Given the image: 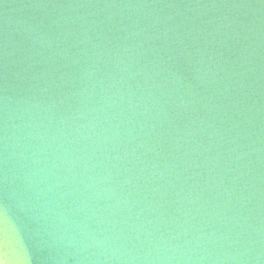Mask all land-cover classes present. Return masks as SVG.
<instances>
[{"label": "water", "instance_id": "obj_1", "mask_svg": "<svg viewBox=\"0 0 264 264\" xmlns=\"http://www.w3.org/2000/svg\"><path fill=\"white\" fill-rule=\"evenodd\" d=\"M0 264H264V0H0Z\"/></svg>", "mask_w": 264, "mask_h": 264}]
</instances>
